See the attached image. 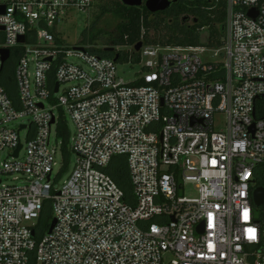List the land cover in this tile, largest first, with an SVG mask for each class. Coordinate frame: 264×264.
I'll return each mask as SVG.
<instances>
[{"label": "built area", "instance_id": "2783aa9c", "mask_svg": "<svg viewBox=\"0 0 264 264\" xmlns=\"http://www.w3.org/2000/svg\"><path fill=\"white\" fill-rule=\"evenodd\" d=\"M222 1L219 45L142 41L125 81L127 45L65 43L94 0H0V264H264V0Z\"/></svg>", "mask_w": 264, "mask_h": 264}, {"label": "trees", "instance_id": "16d2710c", "mask_svg": "<svg viewBox=\"0 0 264 264\" xmlns=\"http://www.w3.org/2000/svg\"><path fill=\"white\" fill-rule=\"evenodd\" d=\"M174 5L171 11L158 12L153 14L145 6L129 7L121 3L120 0H94L92 10L91 23L89 30L85 32L83 41L85 44L94 46H103V49L97 50L101 55L111 56L113 53L105 51V47L122 45L136 46L138 42L160 44V45H198L200 42L198 31H201L205 23L209 24L210 36L207 39L217 43H221L222 37L225 33L226 12L224 10L225 2L222 1L219 5H213L212 2L187 3L185 0L182 3ZM111 13L116 17L118 23L116 25L117 34L113 35L111 32H104L99 28L101 18ZM194 15L198 18V23L192 27L182 26L179 23L169 25L168 19L172 16L175 18L178 15ZM219 23V27L217 25ZM150 29L154 30L152 36L149 35ZM202 41V39H201ZM122 52V51H121ZM129 56L121 53L120 60H127ZM139 53L133 51L132 59L139 60ZM11 71V70H10ZM61 129L63 134V153L65 157V173L68 168L70 153L68 150V137L67 126L62 123ZM107 172L114 178V180L124 189L127 195L131 193V184L129 181V173L126 166V159L124 156H116L109 167ZM52 221L51 212L47 205L45 211L39 219L38 227L36 228V235L43 234L48 231Z\"/></svg>", "mask_w": 264, "mask_h": 264}, {"label": "rangeland", "instance_id": "374dc122", "mask_svg": "<svg viewBox=\"0 0 264 264\" xmlns=\"http://www.w3.org/2000/svg\"><path fill=\"white\" fill-rule=\"evenodd\" d=\"M199 3H204L203 0H199ZM91 17H92V10L90 9L87 13H80L77 14L74 17L73 22H69L68 24L65 25L66 31L62 34L66 40L65 43L68 46H75L78 44H85V42L83 41L85 32L87 30H89V25L91 23ZM118 23V20L116 19L115 16H113V14L111 13H107L105 14L100 22H99V28H101L104 32H111L113 33V35L117 34V30H116V25ZM219 23H217L218 25ZM209 24L205 23V27L201 30L198 31L196 34H198L199 36V44L203 43L205 41V39L207 37H209L210 34V28L208 26ZM219 27V25H218ZM154 34V30L150 29L149 31V35L152 36ZM2 39L3 37L0 36V43H2ZM202 39V41H201ZM99 46V45H97ZM103 47V46H100ZM133 51L134 49L131 47V45H127L124 46L122 48V55L123 54H127L129 57L133 56ZM119 67H118V72L120 74V76L123 77V79L125 81H133L136 78V74L139 72L140 70V65L136 62H133L132 60H122V62H119ZM9 68L8 65H6V70ZM6 77L11 78L12 75H10L8 72L6 73ZM28 119H25V122H27ZM69 121V125H70V130L71 132H73V126L72 123L70 121V119L68 118ZM218 127L222 128L223 124L225 122V116L224 115H220L218 117ZM22 136L24 138V132H22ZM56 142H58L59 144V149H58V154H57V158L58 161H61L62 156H63V150H61V145L63 143V139L60 137H57L55 134L52 135V144L56 146ZM69 148V146H68ZM74 161H75V156L74 154L71 155V162H70V170L73 168L74 165ZM56 172L54 173L55 176ZM53 176V177H54ZM68 174L66 173L61 179L58 180V182L56 183L57 186H62L63 183L65 182V180L67 179Z\"/></svg>", "mask_w": 264, "mask_h": 264}, {"label": "water", "instance_id": "95a60500", "mask_svg": "<svg viewBox=\"0 0 264 264\" xmlns=\"http://www.w3.org/2000/svg\"><path fill=\"white\" fill-rule=\"evenodd\" d=\"M122 4L129 7H141L145 6L150 12L156 13L158 11H165L171 8L175 0H120ZM0 29L3 30V27ZM142 42H138L135 46V50L139 51L142 47ZM78 49L82 50L83 47H77ZM1 51V50H0ZM105 51L113 53L115 51L114 46H107L105 47ZM3 52V51H2ZM9 53L8 51L3 52V59L4 61L8 58ZM119 58V54H116L115 60L117 61ZM58 90V86L56 87V91ZM21 146L18 147L15 154L18 155ZM255 203L259 206L262 205L264 202V187H258L254 193ZM56 219L53 220L49 232H51L55 226Z\"/></svg>", "mask_w": 264, "mask_h": 264}, {"label": "flooded vegetation", "instance_id": "af4514ba", "mask_svg": "<svg viewBox=\"0 0 264 264\" xmlns=\"http://www.w3.org/2000/svg\"><path fill=\"white\" fill-rule=\"evenodd\" d=\"M177 1H178L177 4H180V3H182L183 0H177ZM198 1L199 0H185V2H187V3H190V4L191 3H196L199 6V2ZM203 2L211 3V0H203ZM173 5L168 10L158 11V12H162V15H165V14H163V12L171 11L172 8H173ZM158 12H156V13H158ZM156 13H153V14H156ZM168 23H169V25H173V24H178L179 23L182 26L192 27L196 23H198V18L195 17L193 14L189 15V16L180 14L176 18H175V16H172L171 18H169L168 19Z\"/></svg>", "mask_w": 264, "mask_h": 264}]
</instances>
